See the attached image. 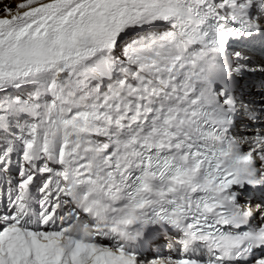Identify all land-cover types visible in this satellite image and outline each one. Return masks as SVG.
<instances>
[{
  "label": "snow or ice",
  "instance_id": "snow-or-ice-1",
  "mask_svg": "<svg viewBox=\"0 0 264 264\" xmlns=\"http://www.w3.org/2000/svg\"><path fill=\"white\" fill-rule=\"evenodd\" d=\"M0 264H264V0L6 5Z\"/></svg>",
  "mask_w": 264,
  "mask_h": 264
},
{
  "label": "rangeland",
  "instance_id": "rangeland-1",
  "mask_svg": "<svg viewBox=\"0 0 264 264\" xmlns=\"http://www.w3.org/2000/svg\"><path fill=\"white\" fill-rule=\"evenodd\" d=\"M20 0H0V14H2L3 9L6 5H15L19 3Z\"/></svg>",
  "mask_w": 264,
  "mask_h": 264
},
{
  "label": "bare ground",
  "instance_id": "bare-ground-1",
  "mask_svg": "<svg viewBox=\"0 0 264 264\" xmlns=\"http://www.w3.org/2000/svg\"><path fill=\"white\" fill-rule=\"evenodd\" d=\"M0 15H3V13H2V14H0ZM155 249H156V247H155Z\"/></svg>",
  "mask_w": 264,
  "mask_h": 264
}]
</instances>
